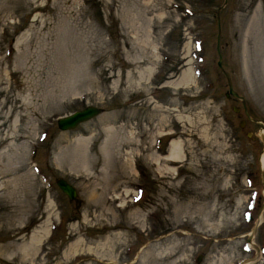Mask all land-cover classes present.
Masks as SVG:
<instances>
[{"label":"rangeland","instance_id":"obj_1","mask_svg":"<svg viewBox=\"0 0 264 264\" xmlns=\"http://www.w3.org/2000/svg\"><path fill=\"white\" fill-rule=\"evenodd\" d=\"M262 3L0 0V264H264Z\"/></svg>","mask_w":264,"mask_h":264},{"label":"water","instance_id":"obj_2","mask_svg":"<svg viewBox=\"0 0 264 264\" xmlns=\"http://www.w3.org/2000/svg\"><path fill=\"white\" fill-rule=\"evenodd\" d=\"M218 54H219L218 65H220L221 56L219 52ZM231 95L238 97L240 98V100H242L243 108L247 113V109L243 97L238 96V94L233 90L231 82L228 79V93L226 94V97L229 98ZM99 112H100L99 108L88 106L82 110L74 111L73 113L67 116L60 117L57 121V124L59 129L61 130L71 129L75 127L78 123L86 121L92 118L93 116L97 115ZM56 184L69 197V199H74L76 197L77 193L75 188L71 184H69L66 180L59 178L56 180Z\"/></svg>","mask_w":264,"mask_h":264},{"label":"bare ground","instance_id":"obj_3","mask_svg":"<svg viewBox=\"0 0 264 264\" xmlns=\"http://www.w3.org/2000/svg\"><path fill=\"white\" fill-rule=\"evenodd\" d=\"M257 8L260 9L259 5ZM189 76L190 75H189L187 70L182 71V74H181L182 79H187ZM259 134L262 137L263 144H264V137H263V130L262 129L260 130ZM179 153H180V149H179L178 145H176L175 143L174 144L171 143L168 154L165 156L166 161H168L169 164H171V162L179 161ZM260 162H261V166H263L264 165V150L261 154ZM251 236H252V234H251ZM41 239H42V235L38 237V234L36 231L32 232L31 237H30V241L28 242L29 245L32 247V250H34V248H35L34 243L37 241L38 242L41 241ZM251 246H253L252 243H251ZM248 262H249L248 260H245L239 264H247Z\"/></svg>","mask_w":264,"mask_h":264},{"label":"flooded vegetation","instance_id":"obj_4","mask_svg":"<svg viewBox=\"0 0 264 264\" xmlns=\"http://www.w3.org/2000/svg\"><path fill=\"white\" fill-rule=\"evenodd\" d=\"M238 94V93H237ZM238 96H240L239 94H238ZM234 97V96H233ZM234 98H236V99H238V100H240L238 97H234ZM238 110H239V108H238Z\"/></svg>","mask_w":264,"mask_h":264}]
</instances>
